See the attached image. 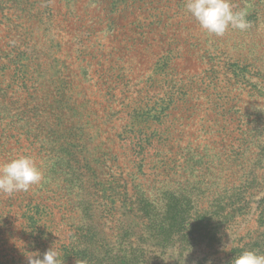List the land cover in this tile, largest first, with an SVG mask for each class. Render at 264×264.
Wrapping results in <instances>:
<instances>
[{"label":"rangeland","instance_id":"rangeland-1","mask_svg":"<svg viewBox=\"0 0 264 264\" xmlns=\"http://www.w3.org/2000/svg\"><path fill=\"white\" fill-rule=\"evenodd\" d=\"M230 2L249 27L216 37L186 0H0V164L43 177L0 193V264L264 254V0ZM144 206L187 239L150 238Z\"/></svg>","mask_w":264,"mask_h":264},{"label":"clouds","instance_id":"clouds-1","mask_svg":"<svg viewBox=\"0 0 264 264\" xmlns=\"http://www.w3.org/2000/svg\"><path fill=\"white\" fill-rule=\"evenodd\" d=\"M185 9L207 34L223 37L231 29L245 31L249 27L248 10H234L230 0H186ZM42 172L34 159L19 155L0 164V193L11 196L26 192L42 180ZM28 264H60L59 253L53 248L28 256ZM231 264H264V254L253 250L242 251Z\"/></svg>","mask_w":264,"mask_h":264},{"label":"trees","instance_id":"trees-1","mask_svg":"<svg viewBox=\"0 0 264 264\" xmlns=\"http://www.w3.org/2000/svg\"><path fill=\"white\" fill-rule=\"evenodd\" d=\"M147 209L146 206H144V210ZM143 211V213L145 214L146 217L145 221H144V225H149V228H147V234L151 235L148 232L149 231L153 232L154 235H151L150 238H158L160 239L165 245H169L170 244V234L173 237H179L182 241H185L189 235V224L186 221L185 218L179 217V221H173L170 220L168 222L163 221L162 220H156V219H152V217L150 216L149 212L147 210H145V212ZM181 213H184L183 211H181ZM180 220H183V224L180 223ZM165 223V224H164ZM178 230L180 232V236H178ZM82 239L86 240L88 239L87 236H85L84 234H82ZM80 253V254H79ZM241 253V251L239 250L236 254ZM81 255L82 260H84L85 263H87L86 261L88 260L89 262L93 261L94 259V255L92 253H90L88 250H84L83 252H78V256ZM124 260H121L123 262H121V264H129L131 262V260L126 259V258H122ZM139 259V256L137 258H134V260ZM126 261V262H125ZM84 263V264H85ZM89 264V263H87Z\"/></svg>","mask_w":264,"mask_h":264}]
</instances>
